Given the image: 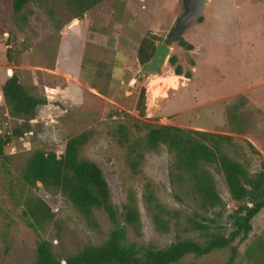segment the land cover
I'll return each mask as SVG.
<instances>
[{
  "label": "rangeland",
  "instance_id": "obj_1",
  "mask_svg": "<svg viewBox=\"0 0 264 264\" xmlns=\"http://www.w3.org/2000/svg\"><path fill=\"white\" fill-rule=\"evenodd\" d=\"M214 3L215 0H208V7L212 8ZM181 9L179 0H101L85 12H90L92 17L108 14L115 17L123 12L127 18L130 16L132 23L143 28L153 23L158 29L156 32L163 36ZM75 10L65 0H29L14 11L9 0H0V71H16L31 93L45 98V105L49 103L37 108L27 138L20 140L21 135H11L3 146L4 155L0 157V264H30L37 240L47 241L51 251L63 257L107 237L110 223L103 212L94 210L92 217L86 219L59 191L45 189L39 182L29 186L21 179L24 162L31 152L54 150L59 155L65 140L82 132L86 140L78 155L100 168L112 206L117 211H122V206H132L138 213L135 228L125 224L126 241L157 248L176 239L200 241L216 226L227 232L229 215L236 209L237 202L230 197L221 172L214 165L208 166L221 203L202 210L192 197L186 175L174 168L173 153L164 145L149 148L144 143L150 127L176 126L178 118L185 119L183 122L189 125L195 118L189 117L187 112L192 104L188 79L183 76V84L176 86L179 78L172 75L174 65H178L182 73L188 72L192 79V48L172 45L162 71L158 76L149 75L152 79L172 75L176 81L162 97L155 99L160 102L168 98L162 105L164 109L133 113L50 70L51 67L65 69L72 77L77 72L70 62L64 65L55 59L59 32L74 18ZM194 23L180 36L191 46ZM86 34L90 36V32ZM82 47L84 54L91 50L89 45ZM170 56L176 59L174 65L168 64ZM140 82L145 84L146 80L140 79ZM45 87L57 89L53 99L45 97V92L52 94ZM249 92L248 98L239 99L242 104L248 103L236 128L209 132L176 127L229 136L230 139L222 143V150L241 163L251 176L260 168V162H264V87L250 88ZM184 101L185 106H177ZM23 123L20 117L8 115L0 90V133L10 135L12 128L22 127ZM36 198L41 199L51 213L50 217H42L38 222L28 211L36 204ZM154 216L165 222V228L156 225ZM192 221L205 227L198 229ZM258 244H264V207L252 217L246 239L237 243L234 264H261ZM226 257V250H214L197 258L183 257L175 264H223Z\"/></svg>",
  "mask_w": 264,
  "mask_h": 264
},
{
  "label": "trees",
  "instance_id": "obj_2",
  "mask_svg": "<svg viewBox=\"0 0 264 264\" xmlns=\"http://www.w3.org/2000/svg\"><path fill=\"white\" fill-rule=\"evenodd\" d=\"M14 11L19 10L29 0H9ZM76 9L75 16H80L101 0H65ZM198 17L196 21H199ZM177 45L190 49L191 45L181 38ZM168 64L174 65V56L168 58ZM173 73L181 75V69L174 65ZM188 77L189 73H182ZM2 99L7 106V113L20 117L22 127L11 129L10 135L0 133V157L4 155L3 146L11 135L20 136L31 128L30 120L35 118L37 108L46 103L45 98L34 95L19 79L16 71H8L1 86ZM230 139L227 135L183 129L171 125L150 127L144 138L149 148L164 145L173 153V166L186 175L192 197L202 210L221 203L215 190V183L208 170L214 165L221 172L230 197L237 202V207L229 215L228 231L209 232L200 241L184 238L176 239L162 247L136 244L126 241L125 224L136 227L138 213L132 206H122L117 211L109 200L107 182L100 168L92 161L79 157L78 152L86 140L85 132L68 137L62 152L56 155L54 150H34L27 157L21 171L22 181L32 186L36 182L47 189L59 191L70 204L86 219L92 217L94 210L101 211L107 217L110 228L107 237L98 244L83 246L73 254L56 256L45 240H37L34 257L30 264H175L186 256L194 258L210 254L214 250H226L227 257L223 264H234L238 249L237 243L246 239L251 230V219L264 207V162L254 175H248L241 163L229 157L222 150V143ZM36 220L51 216L49 207L36 198V204L29 210ZM154 222L161 229L165 222L154 216ZM195 227L202 229L201 223L192 221ZM236 241V242H234ZM264 264V244H258Z\"/></svg>",
  "mask_w": 264,
  "mask_h": 264
},
{
  "label": "crops",
  "instance_id": "obj_3",
  "mask_svg": "<svg viewBox=\"0 0 264 264\" xmlns=\"http://www.w3.org/2000/svg\"><path fill=\"white\" fill-rule=\"evenodd\" d=\"M208 5L207 2L200 20L192 22V79L190 74L186 77L192 87V104L187 112L189 117L195 118L189 125L183 122L185 119L178 118L180 125H175L225 132L238 127L242 121V112L248 102L242 104L239 99L242 96L248 98L250 88L264 87V0H215L212 8ZM91 15L85 12L82 17L75 16L59 32L55 59L64 65L70 62L77 69L75 74L72 73L74 77L65 69L51 67L50 70L133 113L164 109L162 105L168 98L155 102L162 94L153 95L149 84L167 76L152 79L151 74L139 70L166 33L160 36L151 22L144 24L145 28L132 23L130 16L127 18L123 12L115 17L111 14L106 17ZM66 31L69 34H65ZM88 32L90 36L86 34ZM85 44L91 47L86 54L82 47ZM7 74L8 71L0 73V90ZM176 76L178 86L185 78ZM140 79L146 80L145 84L139 83ZM169 88L172 87L164 90ZM48 89L52 91L50 97L54 98L57 89L45 87ZM44 95L47 98L46 92ZM48 105L47 102L41 106Z\"/></svg>",
  "mask_w": 264,
  "mask_h": 264
},
{
  "label": "water",
  "instance_id": "obj_4",
  "mask_svg": "<svg viewBox=\"0 0 264 264\" xmlns=\"http://www.w3.org/2000/svg\"><path fill=\"white\" fill-rule=\"evenodd\" d=\"M181 12L174 18V21L168 28L166 34L161 41L155 44L154 52L150 59L142 65L139 71L157 75L162 71L164 63L168 57L169 46L177 43L181 38V34L197 20L202 14L208 0H179ZM155 89L156 94H159L166 89V80L158 79L150 82L149 88ZM31 122L33 119L30 120Z\"/></svg>",
  "mask_w": 264,
  "mask_h": 264
},
{
  "label": "bare ground",
  "instance_id": "obj_5",
  "mask_svg": "<svg viewBox=\"0 0 264 264\" xmlns=\"http://www.w3.org/2000/svg\"><path fill=\"white\" fill-rule=\"evenodd\" d=\"M165 80H166V88L167 87H173L174 86L173 84L176 82L172 76L166 77ZM151 91H152L153 95H155V96L158 95V94H156L154 87H153V89H151ZM164 91L165 90H163L159 94H163ZM155 96H153V97H155Z\"/></svg>",
  "mask_w": 264,
  "mask_h": 264
},
{
  "label": "built area",
  "instance_id": "obj_6",
  "mask_svg": "<svg viewBox=\"0 0 264 264\" xmlns=\"http://www.w3.org/2000/svg\"><path fill=\"white\" fill-rule=\"evenodd\" d=\"M52 94H51V92H46V96H47V98L48 99H50ZM31 134V131H25V132H23V134L19 137V139L20 140H23L24 138H27L28 137V135H30Z\"/></svg>",
  "mask_w": 264,
  "mask_h": 264
}]
</instances>
